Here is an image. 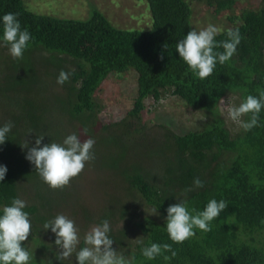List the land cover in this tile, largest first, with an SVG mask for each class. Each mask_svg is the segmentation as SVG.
I'll list each match as a JSON object with an SVG mask.
<instances>
[{
    "label": "trees",
    "instance_id": "16d2710c",
    "mask_svg": "<svg viewBox=\"0 0 264 264\" xmlns=\"http://www.w3.org/2000/svg\"><path fill=\"white\" fill-rule=\"evenodd\" d=\"M144 1L151 25L147 31L140 32L113 27L95 9L88 19L79 21L35 14L26 8L24 0H0V45L10 47L3 41L2 17L6 13L18 14L22 30L27 29L31 34L23 57L14 58L5 67V85L0 86V95L9 102L13 99L7 95L8 91L32 90V94L24 93L27 95L15 102L16 114L5 120L14 126L5 143L0 144V165L7 167L5 179L0 181V215L3 207L18 198L19 180L40 176L26 159L28 150L22 147L19 137L26 132H47L43 114L49 108L65 112L87 130L86 134L96 135L90 131L95 123L94 93L108 75L132 70L136 74V96L127 117L137 120L145 99L157 101L169 93L189 108L202 111L209 120L199 131L177 135L165 130L161 138H151L164 150V163L157 177L147 176L146 171L134 164L121 167L119 179L127 190L155 210L158 221L145 217L132 222L130 209L117 201L101 210L96 222L109 221V236L118 248L129 235L128 225L131 223L136 228L139 239L133 250L125 253L132 264H264V108L255 127L245 131L239 126L233 135L216 108L228 92L237 94L242 103L248 95L259 97L264 91V2L256 11L240 13L239 24L230 28L239 29L242 37L236 53L224 64L217 61L213 73L201 79L176 52L177 42L192 30L187 1ZM192 1H204L214 7V13L230 9L235 2ZM228 30L221 31L215 39L226 40ZM35 64L43 69V76L51 75L56 81L61 70L72 73L61 85V97L48 100L42 95L43 76L36 75ZM54 100L59 106L53 104ZM250 115L242 119L247 121ZM132 126L125 123L119 128L117 124H109L108 128L115 129L107 131L103 127L101 133L131 137L139 134L143 141V127L132 129ZM51 142H55L51 137L43 139L41 146ZM196 178L203 182V187L194 185ZM211 199L227 202V207L211 221V231L194 229L193 237L174 243L166 229L169 205L186 201L189 210L203 211ZM37 209L33 205L24 209L31 222L43 221L37 216ZM120 222L122 226L117 227ZM33 232L37 233L38 227L34 226ZM31 241L37 251L45 248L40 239ZM151 243L170 244L177 255L165 260L164 255L171 257V253L164 252L149 260L142 255V249ZM33 250H29L32 257L29 264H49L35 257Z\"/></svg>",
    "mask_w": 264,
    "mask_h": 264
},
{
    "label": "rangeland",
    "instance_id": "374dc122",
    "mask_svg": "<svg viewBox=\"0 0 264 264\" xmlns=\"http://www.w3.org/2000/svg\"><path fill=\"white\" fill-rule=\"evenodd\" d=\"M191 10L190 23L192 30L197 31L206 28L208 24L217 26L221 31L230 29L239 24V16L242 11H256L261 7L264 0H235L233 6L214 13V7L207 5L204 1L186 0ZM26 8L39 15H47L58 19H73L84 21L89 18L93 9L99 11L109 23L120 30L147 31L151 25V17L148 6L144 0H24ZM220 31V32H221ZM14 58L9 49L0 45V86L5 85V67L10 65ZM8 65V66H7ZM38 76L45 75L39 64H35ZM43 96L51 100L53 96L61 97L62 88L51 75L43 76ZM8 91L12 99L7 102L5 96L0 95V123H6L10 115L16 114V101L21 96L32 94V90L22 92L20 89ZM136 96V74L127 70L121 74L108 75L100 84L93 95L95 103L94 126L90 131L96 135L84 134L78 121L70 119L63 111L52 110L51 108L43 114L47 125L46 131L39 134L20 136L23 145L28 142V148L35 144L36 136H44V139L51 137L56 143H62L70 134L76 133L82 139L93 138L94 159L86 162L84 170L69 185L53 189L46 184L40 176L17 182L18 198L26 201L27 205H33L37 209V216L43 221L31 222V237L22 242L26 250H33L35 257L42 258L49 264H77L76 251L80 244L84 247L83 237L93 225L98 224V213L116 203L117 201L125 208L130 209L132 222L142 218H150L158 221L155 210L143 203L138 195L133 194L125 187L119 179L121 167L127 164H134L146 171L147 176L157 177L163 165V147L159 142L151 138H161L160 134L165 130L172 134L182 135L190 131H199L209 120V117L200 110H193L186 106L177 97L164 93L157 101L150 98L143 101V110L138 114V119L127 117V112L132 108ZM15 98V99H14ZM52 103V102H50ZM58 101L53 104L59 106ZM237 94L228 92L217 103V112L220 119L224 121L230 134H235L239 125L228 115V106H239ZM3 122V123H4ZM8 122V121H7ZM131 123V128L143 127L144 140L139 139V134L121 136L119 133H101L103 127L108 128L109 124ZM115 128H108L111 131ZM100 133V134H99ZM18 138V139H19ZM28 148H26L28 150ZM119 153L123 155L120 156ZM40 195L43 197L40 199ZM129 211V213H130ZM58 214H64L73 219L80 229L81 242L72 256L62 261L55 259L58 248L55 245L56 236L51 229H45L44 224L53 220ZM38 232L34 233V226ZM122 223L117 224L121 227ZM129 235L123 242L122 247L114 246L118 254L128 259L126 251H132L138 241V231L130 223ZM32 238L40 239L45 248L36 250Z\"/></svg>",
    "mask_w": 264,
    "mask_h": 264
},
{
    "label": "clouds",
    "instance_id": "9594fccd",
    "mask_svg": "<svg viewBox=\"0 0 264 264\" xmlns=\"http://www.w3.org/2000/svg\"><path fill=\"white\" fill-rule=\"evenodd\" d=\"M3 41L9 45V51L13 58L21 59L25 49L31 40V34L27 29L21 28L18 14L6 13L2 17ZM220 29L213 24L199 31L193 29L176 44V52L189 68L204 79L213 73L217 61L224 64L236 53L237 46L241 42L239 29H229L227 39L217 41ZM222 48L223 51H216ZM72 73L60 71L57 84L63 85L69 80ZM264 108V91L259 97L248 95L239 106H228V115L232 121L245 131L251 130L258 123L259 113ZM250 115V119L244 121L242 117ZM13 123L8 121L0 126V144H4L8 133L13 128ZM87 130H84L86 135ZM44 136H36L33 147L28 148L25 141L24 148H28L26 159L30 161L43 181L53 189L63 188L78 176L85 168L86 162L94 159L93 138L82 139L76 133L68 135L62 143L51 142L41 146ZM7 167L0 165V181L5 179ZM196 187H203V182L196 178ZM192 189H187L191 191ZM26 201L14 198L10 206H5L0 215V264H29L31 254L22 242L31 235V221L29 214L24 211ZM227 207L224 200L211 199L203 211L189 210L186 201H178L167 208L166 229L169 238L174 243H183L193 237L194 229L211 231V221L219 216ZM44 228L51 229L55 234V245L58 248L56 258L60 261L72 256L81 242L80 229L73 219L64 214H58L53 220L44 224ZM110 223L108 220L93 225L84 235V247L76 251L77 264H132L131 260L118 254L113 248L114 240L110 238ZM170 252L171 257L164 255L169 260L177 255L170 244L151 243L142 249V255L149 260Z\"/></svg>",
    "mask_w": 264,
    "mask_h": 264
}]
</instances>
